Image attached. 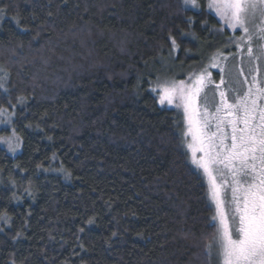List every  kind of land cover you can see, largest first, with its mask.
<instances>
[{
  "label": "trees",
  "instance_id": "trees-1",
  "mask_svg": "<svg viewBox=\"0 0 264 264\" xmlns=\"http://www.w3.org/2000/svg\"><path fill=\"white\" fill-rule=\"evenodd\" d=\"M0 9V108L23 145H0V264H215L216 208L182 109L152 91L225 48L231 32L206 0Z\"/></svg>",
  "mask_w": 264,
  "mask_h": 264
},
{
  "label": "snow or ice",
  "instance_id": "snow-or-ice-1",
  "mask_svg": "<svg viewBox=\"0 0 264 264\" xmlns=\"http://www.w3.org/2000/svg\"><path fill=\"white\" fill-rule=\"evenodd\" d=\"M183 2L199 7L197 0ZM208 7L229 27L242 30L244 35L237 47L242 44L252 57L254 42L264 40V0H208ZM3 11L0 9V13ZM257 13L262 19L254 35L248 25L255 21ZM16 22L19 24L18 19ZM169 40L173 50L178 48L174 37L169 36ZM260 52L264 55V47ZM211 67L219 64L213 63ZM220 71L223 73L224 69ZM239 71L243 75V69ZM255 71L257 74L250 81L245 77L246 90H231L232 101L229 93L221 90L224 76L216 84L209 78L211 74L205 72L196 75L190 84L170 80L152 89L158 92L159 104L182 109L187 125L183 133L185 147L191 154V163L208 178L209 197L217 209L210 217V222H216V233L205 245V253L212 255L215 249L221 264H264V80L258 77V67ZM210 85L219 96L214 112L209 111L205 93ZM0 89L8 92L3 83ZM202 93H205L203 97ZM201 98L203 107L199 103ZM23 101V97L17 98L18 104ZM9 104L12 109L16 108L11 101ZM14 115V111L0 108V124L10 125ZM0 141L7 143L11 151L19 147L18 142L13 145L12 137L0 138ZM229 189L231 196L226 200L222 193ZM226 204L230 212L225 210ZM6 219L0 216V220Z\"/></svg>",
  "mask_w": 264,
  "mask_h": 264
},
{
  "label": "rangeland",
  "instance_id": "rangeland-1",
  "mask_svg": "<svg viewBox=\"0 0 264 264\" xmlns=\"http://www.w3.org/2000/svg\"><path fill=\"white\" fill-rule=\"evenodd\" d=\"M197 3L200 8L201 7V0H197ZM206 6L208 7V0H206ZM209 8V7H208ZM261 17L259 13H257V17L255 21L249 23V28L252 31V33L256 34V26L260 24ZM224 26L228 28V30L231 32V35L228 37V40L225 42V48H228L230 50L231 46V53H228V51L225 52L224 49H218L216 53L210 55L208 60L204 63V65L200 68L194 69L193 71H190L185 77L175 79L176 81L184 80L186 83H191L192 80L195 79V76L198 75L201 72L210 73V79L218 84L220 82L221 75L224 76L225 83L221 85V90H224L229 93V99L232 101V92L231 90L233 88H241L243 90H246L247 85L244 83L245 77L248 78V80H251L252 75L257 74L255 69L258 67V77L261 80H264V55L261 54L260 48L264 47V40H257L254 42L253 47L255 49L254 55L252 57H249L246 51V47H244L242 44L240 47H237V44L239 42V38L243 36V32L240 29H232L227 24L223 22ZM230 45V46H228ZM223 46V47H224ZM222 47V48H223ZM259 56V60L256 59V57ZM224 57H227V59H224ZM215 58V59H214ZM213 63L219 64V67H211ZM0 66V77L5 78V72L1 69ZM223 68L224 71L221 73L220 69ZM243 69V75L240 74V69ZM4 78L2 80H4ZM1 80V81H2ZM168 81V79H166ZM205 93L208 96V107L210 112L215 111V104L219 103V96L218 93H216V89L213 86H209L205 89ZM205 93L201 94V97L204 96ZM214 93L215 96H214ZM199 103L201 106H204V100L201 98ZM162 106H168V107H175L174 105H168L165 103ZM9 111V110H8ZM10 112V111H9ZM14 119V116L12 117V121ZM187 128V125H186ZM2 129H9L10 132L2 133L0 138H8L12 137V143L15 145L17 142L19 143V147L15 149V151H11L8 147V144L5 142L0 141V145L3 146L6 151L11 154L12 156L18 155L22 151V139L18 135V133L15 131L13 127V122L8 124H0V130ZM18 137V141L15 139ZM190 139V138H189ZM190 154V152H189ZM191 155V154H190ZM202 171V170H201ZM203 173V172H202ZM206 177V176H205ZM207 183L208 178L206 177ZM208 189H209V183H208ZM224 199H229L231 196L230 189L226 190L225 193H222ZM214 203V202H213ZM215 205V203H214ZM216 208V205H215ZM225 210L231 211V208L226 204ZM217 211V209H216ZM215 250V249H214ZM215 253V251H214ZM214 262L215 264H221L219 257L215 254L214 256Z\"/></svg>",
  "mask_w": 264,
  "mask_h": 264
}]
</instances>
